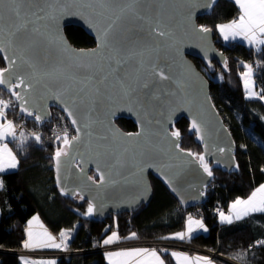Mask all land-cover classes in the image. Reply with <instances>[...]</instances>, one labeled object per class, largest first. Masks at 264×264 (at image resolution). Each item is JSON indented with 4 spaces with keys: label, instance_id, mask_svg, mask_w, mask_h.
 <instances>
[{
    "label": "water",
    "instance_id": "obj_1",
    "mask_svg": "<svg viewBox=\"0 0 264 264\" xmlns=\"http://www.w3.org/2000/svg\"><path fill=\"white\" fill-rule=\"evenodd\" d=\"M218 1L24 0V19L31 23L15 38L9 33L22 22L14 15L16 5L0 2V54L8 69L1 86L14 92L20 113L39 126L53 119L54 108L68 117L78 138L70 140L59 168L54 155L55 178L64 194L93 205L92 217L103 221L148 205L151 175L184 210L206 201L214 177L183 148L176 131L183 117L204 160L227 172L237 168V143L213 101L209 78L191 58L209 71L214 61L226 67L214 29L199 30V17L211 14ZM68 25L85 29L94 45H73ZM119 118L132 119L137 128L123 129Z\"/></svg>",
    "mask_w": 264,
    "mask_h": 264
},
{
    "label": "trees",
    "instance_id": "obj_2",
    "mask_svg": "<svg viewBox=\"0 0 264 264\" xmlns=\"http://www.w3.org/2000/svg\"><path fill=\"white\" fill-rule=\"evenodd\" d=\"M238 16L239 8L235 0H219L211 14L198 19L201 25L214 29L215 41L228 58L226 67L214 61L215 69L209 71L201 59L191 56L209 78L213 101L237 143L238 166L233 172L217 168L213 162L205 160L211 166L209 170L214 177L206 191V201L184 210L166 185L151 175L153 197L148 205L134 212L111 214L106 220H98L88 213V205L91 204L88 200L80 195H66L57 185L54 155L60 150L62 142L23 130L11 140L19 166L2 174L0 264H23L19 254L11 249L25 240L24 225L38 212L50 223L61 224L74 231L67 249L77 252L60 258L58 264H108L104 252L97 247H102L106 236L115 230L123 241L183 240L214 249L241 264H264V243H260L264 241V212L230 224H221L217 213V207L226 210L232 201L250 196L264 183V46L256 49L243 42L225 43L217 31L218 24L232 21ZM66 33L76 47L94 45V39L79 25H68ZM246 65L254 70L256 97L247 94L243 78ZM4 67V59L0 54V69ZM218 74H221V79L216 78ZM0 96L14 99V92L0 85ZM7 114L13 119L24 118L35 128L39 127L20 113L18 105L14 108L8 106ZM117 122L128 131L137 128L132 119L119 118ZM176 126V131L182 134L183 148L197 157L203 156L202 145L191 131L189 121L183 117ZM91 175L98 179L94 171ZM195 208L200 209L198 216L208 226V233H198L184 239L174 237L173 234L186 229L188 213ZM161 252L165 264H177L170 250Z\"/></svg>",
    "mask_w": 264,
    "mask_h": 264
},
{
    "label": "snow or ice",
    "instance_id": "obj_3",
    "mask_svg": "<svg viewBox=\"0 0 264 264\" xmlns=\"http://www.w3.org/2000/svg\"><path fill=\"white\" fill-rule=\"evenodd\" d=\"M2 2V0H0ZM102 3H109L110 0H101ZM214 2V0H213ZM13 3L16 5V7L13 9L14 15L17 18V20H21L22 22L16 25L15 30L11 31L9 33L10 37L15 38L18 33H22L27 31L28 24L31 23V21L24 19V17L27 15V13L24 12L22 5L24 4V0H13ZM235 3L238 5L239 8V16L237 19L232 20L228 24L219 25V31L224 35L225 39H228L229 36L232 38H235L237 36L242 37L243 39L247 40L250 45H259L264 46V0H235ZM40 11H43V9H40ZM33 15H37V19H43L42 16H39L38 13H33ZM111 28V25L109 26ZM201 32H208L210 29L201 26L199 29ZM34 32H39L38 28L33 29ZM159 36H164V32H158ZM108 36V30H105L102 33L103 38H107ZM67 50V49H66ZM4 48L0 47V52H3ZM11 63H15V61H11ZM248 70L244 73L245 78V87L249 90L250 95H254V93L251 92V75H252V69L250 65L245 66ZM8 71V69H0V85H3L6 83L4 79V73ZM160 77L162 79H167L166 76H164L163 72L159 73ZM20 84H24V80L22 78H19ZM19 97V94H16ZM4 107H7L6 102L0 100V118H3L5 116ZM27 111L26 109H24ZM31 115V113H29ZM71 115V113H69ZM37 120L40 119L39 116L36 117ZM73 123H75V120H73ZM193 127H196V124L193 123ZM13 135V124L11 121H8L7 124H0V140H3L5 135ZM138 135V134H137ZM172 135L178 136V132H174ZM78 137H73V139H77ZM37 140H39V137H36ZM70 143V141L65 137L64 144L67 146ZM61 155H67L66 152L62 150H57L55 153V159L57 162V168H59L60 163V157ZM198 160L201 164V166L204 168L206 172H208L209 175H211V171L208 168V165L205 163L204 157L199 156ZM17 160L16 157L12 154L11 150L7 148V145H4L3 147H0V171H4L6 168H15L17 167ZM91 179V178H89ZM101 181H103V175L100 177ZM3 187V181H0V188ZM233 214L235 215L236 219H240L242 216L249 215L250 213L254 212H264V185H261L259 188H257L251 196L246 200H236L233 205ZM88 213H92L93 211V205H88ZM221 220L227 221L228 223L232 222V216H225L223 213H221ZM188 229L187 233H177L176 238L184 239L186 235L191 234L193 231V225H195L197 228H204V225L201 221H194L192 217L188 218ZM38 223V217H33L32 221H29V224L32 223ZM42 227V225H41ZM205 231L207 229H204ZM42 237L46 238L43 239ZM66 233L61 232V243H63L64 238H66ZM135 233L132 234L133 237H135ZM117 234L113 233L112 236H110L107 240L104 241L105 244L111 243L114 239H117ZM48 241H52V243H48ZM260 243H264V241H261ZM26 248L39 246V247H56L59 248L61 244H57L54 242V238L47 233L46 230L42 234H36L34 237L33 232L31 229H29L28 232V240L25 241ZM109 259L113 262V264H163V261L161 258L157 255L155 250H149L147 248H138V249H132L130 251H123V252H116V253H109ZM173 255H177L176 253H173ZM118 258L116 260H113V258ZM187 260V257L184 258ZM196 264H212V261L208 257H196Z\"/></svg>",
    "mask_w": 264,
    "mask_h": 264
},
{
    "label": "crops",
    "instance_id": "obj_4",
    "mask_svg": "<svg viewBox=\"0 0 264 264\" xmlns=\"http://www.w3.org/2000/svg\"><path fill=\"white\" fill-rule=\"evenodd\" d=\"M237 18H235V19H237ZM230 22L231 21L224 22V23H220V24H218V26L219 25H223V24H228ZM218 26H217V31H218L220 37L223 39V41L225 43H228V42H243L245 44L250 45L247 40L243 39L240 36H237L235 38H232L231 36H229L228 39H225L224 38V35L219 31ZM251 46L255 47L256 49H259V48L262 47V46H259V45H251ZM250 97H254V96H251L250 95ZM0 100H2V98H0ZM7 108H8V106L7 107H4L5 116L3 118H0V124H7L8 121H11L12 124H13L14 136L13 135H10V134L9 135H5V137L3 138V140H0V147H3L4 145H7V148L9 150H11L12 154L16 157V160L18 162V164H17V167H18L19 166V159H18L15 151L12 148L11 140L14 139V138H16V137H18L19 136V133L21 132V130L16 125L15 121L13 120V118H11L10 116H8V114H7ZM17 167H15V168H6L4 171H0V181H3L2 174L4 172H6L8 170H14ZM3 185H4V183H3ZM261 185H264V183H262ZM261 185H259L257 188H259ZM251 194H250V196H251ZM250 196H248L246 198H238V199H240V200H246ZM238 199H236V200H238ZM236 200L232 201L231 204L229 205V207L226 210H224V212H222L225 216H232V222H234V221H240V220L249 218L253 214L258 213V212L250 213L249 215L242 216L240 219H236L235 218V215L233 214V209H232V205H233V203ZM0 216H1V209H0ZM33 217H38V223H35L34 222V223H32L30 225L29 224V221H32L33 220ZM199 218L201 219V222L203 223L204 228L203 229L197 228L195 225H193V231L191 232L190 236L189 235H186L185 238H190L191 236H193L195 234H198V233H208L209 228L205 224V222L203 221V218L202 217L199 216V217H197V218H195L193 220L194 221H197V219H199ZM218 219H219V221H220L221 224H230L227 221H222L221 220V213H219ZM41 225H42V227H41ZM24 229L26 231V238L22 242V244L18 245V247H22L21 249L26 250V251L67 249L69 247L70 243H71V240H72L73 236H74V231L73 230L68 229V228L64 227L63 225H61V224H53V223H50L41 212H38L34 216H32L28 220V222H26V224L24 225ZM29 229H31V231L33 232L34 237L36 236V234H42L44 232V230H46L47 233L54 238V242L57 243V244H61V246L59 248H56V247H39V246H34V247L26 248L24 245H25V241L28 240V232H29ZM187 229L188 228H187V225H186V229L185 230L180 231V232H177V233H182V232L187 233ZM204 229H207V230L205 231ZM61 232H65L67 234L66 235V238H64V240H63V243H61V236H60V233ZM113 233H116L118 238L117 239H114L111 243L105 244L104 241L107 240L110 236H112ZM177 233L173 234V236L176 237V234ZM41 238L46 239V238L42 237V235H41ZM121 240L122 239H121L119 233L116 230L115 231H112L103 240L102 247H106V246H109V245H113L115 243L120 242ZM48 243H52V241H48ZM138 248H147L149 250H155L156 253H157V255L163 261V264H165V260H164L163 253L161 252V250L156 249V248H152V247H145V246L115 247V248H110V249L109 248L104 249L103 252H104V255H105L106 262L108 264H113V262L110 261V259H109V255H108L109 253L130 251L132 249H138ZM171 253H172V256L174 257V259H175V261H176L177 264H196V260H195L196 257H204L203 254H200V253H197V252L192 253V252H189V251L179 250V249L171 250ZM173 253H176L177 255L174 256ZM185 257H187V260L184 259ZM20 258H21V261L23 262V264H58V261L55 258H53V257H40V256H34V255L22 256L21 255ZM116 259H118V258H115V257L113 258V260H116ZM211 261H212V264H227V263H224V262H221V261H218V260H211Z\"/></svg>",
    "mask_w": 264,
    "mask_h": 264
},
{
    "label": "built area",
    "instance_id": "obj_5",
    "mask_svg": "<svg viewBox=\"0 0 264 264\" xmlns=\"http://www.w3.org/2000/svg\"><path fill=\"white\" fill-rule=\"evenodd\" d=\"M54 120V121H53ZM53 121V122H52ZM41 132L43 134L47 133L46 129L43 128H48V131L50 134H47L46 137H49L52 139V141H58L62 137H67V139L70 141L73 139V137L76 136V132L74 128L72 127V124L68 117L63 113L61 110L54 108L53 109V119L49 122H46L45 124L41 125ZM224 208L222 207H217V213H222L224 212ZM200 214V209L195 208L191 210L188 213V218L189 217H194L196 215ZM258 243V241H257ZM132 245H137V246H145V247H152L156 248L159 250H185V251H194L200 254H211L212 257H219L220 253L218 252L195 246L194 244H191L187 241H181V240H174V239H145V240H122L118 243H115L110 246L106 247H97L98 250L103 251L104 249L107 248H115V247H127V246H132ZM67 252L59 251V250H39V251H26L21 249L20 247H14L11 249L12 252H15L19 254L20 256H26V255H34V256H40V257H53L57 261L64 257L65 255L69 254L72 255L76 250H70L66 249ZM220 258V257H219ZM235 264V263H234Z\"/></svg>",
    "mask_w": 264,
    "mask_h": 264
},
{
    "label": "rangeland",
    "instance_id": "obj_6",
    "mask_svg": "<svg viewBox=\"0 0 264 264\" xmlns=\"http://www.w3.org/2000/svg\"><path fill=\"white\" fill-rule=\"evenodd\" d=\"M251 69H252V75H251V92L254 93V95H251V96L256 97L257 96V92H256L255 81H254V70H253L252 67H251ZM247 70L248 69L246 68V70L244 71V73ZM244 73H243V78H244ZM216 78L221 79L222 78L221 74H218L216 76ZM244 82H245V78H244ZM246 90H247L248 96L250 97L249 90L248 89H246ZM0 98H2V101L6 102L7 106H10L11 105V107L14 108V106L17 105L15 99H12V98H9V97L8 98L7 97H2V96H0ZM13 120L15 121L16 125L19 127V129L21 131L25 130L27 133H32V134L39 135V136H42V137H45L44 135L50 134L47 127L46 128H43V129H46L47 130V133L43 134V132H41V127L42 126H39V127L35 128V126L33 124H29L27 122V120H25L24 118L18 117V118H14ZM64 139H65V137H62L60 139V141L62 142V146L60 147V150H62V151L66 148V145L64 144ZM208 168H211V166L208 165ZM198 215L192 217V219H195V218L199 217ZM197 220L198 221H201L200 218L197 219ZM188 223H189V221L187 222V228H188ZM181 241H183V240H181ZM199 247H202V246H199ZM203 248H206V247H203ZM206 249H209V250H212V251L217 252L214 249H210V248H206ZM191 252L194 253V251H191ZM218 254H219V252H218ZM219 255H220L219 256L220 258L219 257H212V255L209 253V254H204V257H208L211 260H218V261H221V262H224V263H227V264H234V263L235 264H241L240 262H238L237 260H234V259L230 258L229 256H226V255L221 254V253Z\"/></svg>",
    "mask_w": 264,
    "mask_h": 264
},
{
    "label": "bare ground",
    "instance_id": "obj_7",
    "mask_svg": "<svg viewBox=\"0 0 264 264\" xmlns=\"http://www.w3.org/2000/svg\"><path fill=\"white\" fill-rule=\"evenodd\" d=\"M110 246V245H109ZM132 246H137V245H132ZM59 251H63V252H67V250H61V249H57ZM65 256H70L69 254L65 255Z\"/></svg>",
    "mask_w": 264,
    "mask_h": 264
},
{
    "label": "flooded vegetation",
    "instance_id": "obj_8",
    "mask_svg": "<svg viewBox=\"0 0 264 264\" xmlns=\"http://www.w3.org/2000/svg\"><path fill=\"white\" fill-rule=\"evenodd\" d=\"M67 148H68V145L66 146V148L63 151L66 152L67 151Z\"/></svg>",
    "mask_w": 264,
    "mask_h": 264
}]
</instances>
